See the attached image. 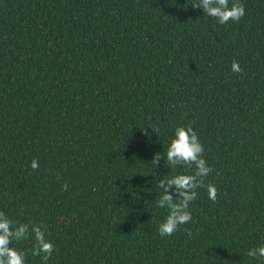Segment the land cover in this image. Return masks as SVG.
<instances>
[{
    "label": "trees",
    "instance_id": "obj_1",
    "mask_svg": "<svg viewBox=\"0 0 264 264\" xmlns=\"http://www.w3.org/2000/svg\"><path fill=\"white\" fill-rule=\"evenodd\" d=\"M193 2L0 0V211L45 228L48 264H264L247 255L264 245V0L225 25ZM188 125L217 201L198 189L161 237L156 185L194 169L151 160ZM12 246L41 264L33 238Z\"/></svg>",
    "mask_w": 264,
    "mask_h": 264
},
{
    "label": "clouds",
    "instance_id": "obj_2",
    "mask_svg": "<svg viewBox=\"0 0 264 264\" xmlns=\"http://www.w3.org/2000/svg\"><path fill=\"white\" fill-rule=\"evenodd\" d=\"M193 9L200 8L203 14L216 20L220 25L230 21L239 22L245 16V7L239 0H194ZM233 73H243L240 64L233 60L231 69ZM155 134H159L160 128L156 125L149 126ZM131 130V129H130ZM204 146L191 125L177 126L174 136L168 144L166 157L160 152L154 154L151 163L157 167L163 157L166 166L171 170L177 167L194 169L191 173H177L165 175L157 183L162 193L156 200V206L167 209L166 219L159 224L158 232L161 237L171 236L181 229V226L193 220L189 210L190 204L196 200L198 189H206L208 198L217 201V189L212 183H205L212 168L204 158ZM39 163L36 159L31 162V168L37 169ZM59 179V177H58ZM67 190V182L62 185ZM191 235L190 229H185ZM29 238L34 239L31 249L33 255L41 256V264H48L55 248L52 242L46 239L45 228L26 223H16L0 211V264H26V253L12 246L13 242H20ZM251 258L264 259V245H259L247 251Z\"/></svg>",
    "mask_w": 264,
    "mask_h": 264
}]
</instances>
